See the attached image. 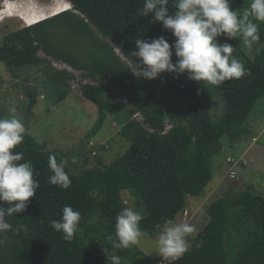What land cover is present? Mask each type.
Returning a JSON list of instances; mask_svg holds the SVG:
<instances>
[{
    "label": "trees",
    "instance_id": "obj_1",
    "mask_svg": "<svg viewBox=\"0 0 264 264\" xmlns=\"http://www.w3.org/2000/svg\"><path fill=\"white\" fill-rule=\"evenodd\" d=\"M71 1L79 13L67 11L4 36L0 40V60L16 70L21 65L40 63L39 50L43 49L57 60L85 70L88 77L99 82L84 86L86 97L99 112L88 138L101 129L108 114H119L120 134L131 144L125 154L109 164L99 157L101 166L79 172L67 165L72 183L62 189L48 183V157L54 154L59 161L63 155L46 151L26 131L16 151L24 152V160L32 161L40 187L29 198L25 211L7 217L19 232L0 236L5 241L0 245V264H106L104 249L111 247L107 237L114 234L116 216L127 207L123 191L131 192L138 204L140 200L144 204L148 213L140 228L155 236L166 219L176 220L189 196L203 194L212 180L215 159L225 152L227 142L223 139H232L231 146L239 144V137L249 132L244 124L264 96V22L259 23L260 41L254 48L259 47L260 52L254 57L243 53L239 38L227 41L244 55L241 62L249 74L214 86L191 80L186 73L165 72L159 76L166 79L165 85L158 90L148 79H135L128 62H138L129 55L135 50L137 38L150 41L164 36L170 44L175 39L151 17L142 19L138 9L144 0ZM249 3L231 0L237 12ZM112 30L118 32L113 40L123 56L101 36ZM62 35L65 38H60ZM218 41L222 44L225 38L219 37ZM112 80L123 85L122 98L139 102V107L124 108L118 101L105 98L104 90ZM210 91L220 94L224 104L219 119L204 101ZM30 95L32 108L37 99ZM138 112L140 119L125 120L128 113ZM101 148L106 149L104 145ZM84 153L80 149L78 157ZM65 205L81 214L78 231L71 240H65L50 225V221L61 219ZM3 206L7 204L0 202ZM207 214V224L193 238L188 251L172 264H264V195L256 192L253 184L221 196L209 205ZM93 218L106 222L105 232L94 234L100 227L91 224ZM115 251L123 262L130 257L131 248Z\"/></svg>",
    "mask_w": 264,
    "mask_h": 264
},
{
    "label": "clouds",
    "instance_id": "obj_2",
    "mask_svg": "<svg viewBox=\"0 0 264 264\" xmlns=\"http://www.w3.org/2000/svg\"><path fill=\"white\" fill-rule=\"evenodd\" d=\"M63 1L71 7L66 6L62 11L49 17L43 16L31 24L27 22V27L67 11L78 12L71 0ZM6 2V5L10 3L18 5L17 0H6ZM60 2L62 1L59 0ZM44 5L45 8L59 6ZM4 9H8L10 15L13 14L11 9L1 2L0 11ZM138 11L144 17H151L153 23H160L164 30L170 31L175 37L171 44L164 36L150 41L136 39L135 50L129 55L137 58L138 76L141 78L155 79L165 72L176 75L186 73L191 80L206 81L211 85L219 86L225 81L239 80L249 74L240 59L233 55L236 47L228 43V40L239 38L249 52L253 50L256 53L260 52V48L254 49V46L260 41L259 23L264 22V0H250L248 7L242 12L233 9L231 0H144L143 7ZM19 15L26 20L25 16ZM222 36L225 42L221 44L218 38ZM114 48L123 56L117 47ZM173 56L176 57L175 62ZM56 67L63 81L67 76L75 78L76 68L69 63L55 62L54 68ZM78 80L85 83L83 90L85 85L95 84L87 83L86 78ZM29 86L33 91L31 94L40 97L34 91L33 85ZM63 87L62 84L60 88ZM41 96L43 100L46 99L45 95ZM64 98L65 93L61 100ZM17 112L18 109L13 104L9 107L7 115L0 117V202L7 204V207H0V236L10 231L18 234L19 228L9 223L7 217L25 211L29 198L34 197L40 187L39 181L35 178L32 161L24 160V152L16 151L17 146L24 141L27 131ZM169 127L170 125L167 128ZM234 158L232 162L228 157L230 164L236 163ZM70 160L72 164L78 162L76 157H71ZM68 163V159L62 158L57 161L54 154L50 155L48 168L51 175L48 177V183L68 189L72 183L66 172ZM240 165L242 164L237 162L234 165L235 169ZM232 171L236 172L231 170V175ZM142 219L141 213L133 207H124L116 216L114 234L107 237L111 242L110 250L104 249L106 264H121V257L115 250L129 249L140 242L143 236L140 228ZM80 221V212L74 210L71 205H65L62 208L61 219L50 221V225L55 231L62 233L65 240H71L78 231ZM195 231L194 225L177 223L171 218L166 219L156 240L157 253L164 259L173 261L179 259L188 251V238ZM4 242V239H0V245Z\"/></svg>",
    "mask_w": 264,
    "mask_h": 264
},
{
    "label": "rangeland",
    "instance_id": "obj_3",
    "mask_svg": "<svg viewBox=\"0 0 264 264\" xmlns=\"http://www.w3.org/2000/svg\"><path fill=\"white\" fill-rule=\"evenodd\" d=\"M61 1L59 3V0H17L18 5L12 3L6 5V0H0V3L2 2L13 12L10 15L8 9H4L3 14L2 10L0 11V40L12 31L27 27V22L31 24L43 16H52L66 6L69 8V5H66L63 0ZM66 2L68 3V1ZM43 3L48 6L57 4L59 6H57L58 8H45ZM19 14L25 16L26 20L19 17ZM142 19L145 20V17L143 16ZM117 34L116 30H112L101 33V36L115 47L113 39ZM66 35L70 34L66 33ZM60 38H65V36L62 35ZM71 39L74 40L75 36L73 35ZM242 51L249 57H254L256 52L255 50L249 52L244 45ZM79 53L84 52L79 51ZM39 55L42 58L40 63L34 66L21 65L16 70L10 69L3 60H0V107L4 116L8 114L9 107L15 104L18 109L17 115L24 122L28 133L42 144L46 151H55L63 155V159H68V166L76 172L85 168L101 166L99 157L109 164L125 154L131 143L120 134L122 124L117 119L119 114H108L101 129L93 131L94 134L88 138L89 132L97 124L98 106L86 98L85 90H83L85 83L78 79L86 78L87 83L99 84V82H92L86 71L79 69H76V79L69 76L63 81L58 74V67L54 68V63L64 61L57 60L43 49L39 50ZM233 55L237 56L240 61L244 59V55L237 49ZM175 59L176 57L173 56V62ZM128 62L133 71V77L140 79L137 62ZM148 80L158 90L162 89L166 82V79L159 76ZM62 84L63 89L60 88ZM29 85H33L34 91L40 96L36 97L37 102L32 108L30 107L32 90ZM122 89L124 90L123 85L112 80L104 90V97L118 101L124 108L139 107V102L122 98L124 95ZM63 93L67 99L61 100ZM41 95H45L46 99L43 100ZM10 96L13 97V100L8 104ZM219 97L220 94L211 91L204 96L206 106L216 119H219L224 113V104ZM125 113L121 112L122 115ZM133 117L140 119L141 113H128L125 120ZM244 125L247 126L249 132L247 135L239 137L238 145L231 146L229 144L234 142L232 139H223L227 142L225 152L222 153L223 157L221 155L215 159L212 180L203 194L198 197L189 196L185 209L176 216L177 223H189L196 228V231L188 238L189 247L192 245L193 238L207 224L209 220L207 208L212 202L237 188H245L248 184H253L256 192L264 195V96L258 100ZM101 145H104L106 149H102ZM80 149H84L85 153L78 157ZM227 156L232 162L235 157V164L238 162L246 165L243 168L239 166V169L238 167L235 169V164H230L228 158L226 159ZM71 157H76L78 162L72 164ZM86 159H88L87 162H85ZM231 170H236V172L232 171L231 175ZM122 196L127 207H133L143 217L147 215L148 211L144 204L141 200L138 204L136 197L131 192L123 191ZM103 221L101 218L92 219L91 224L96 228L100 227V230L94 234H101L103 230L105 232L106 222ZM100 223H102L101 226ZM160 231L155 236L142 231L143 236L140 242L131 247L130 257L121 261V264H172L173 260L164 259L157 253L156 240ZM100 243L102 244L103 241L101 240Z\"/></svg>",
    "mask_w": 264,
    "mask_h": 264
},
{
    "label": "bare ground",
    "instance_id": "obj_4",
    "mask_svg": "<svg viewBox=\"0 0 264 264\" xmlns=\"http://www.w3.org/2000/svg\"><path fill=\"white\" fill-rule=\"evenodd\" d=\"M60 8H61V7H60ZM60 8H59V9H60ZM69 8H70V6H69ZM60 11H62V10H60ZM1 13L3 14V10H2V12H1ZM29 24H30V23H29Z\"/></svg>",
    "mask_w": 264,
    "mask_h": 264
},
{
    "label": "crops",
    "instance_id": "obj_5",
    "mask_svg": "<svg viewBox=\"0 0 264 264\" xmlns=\"http://www.w3.org/2000/svg\"><path fill=\"white\" fill-rule=\"evenodd\" d=\"M32 90V89H31ZM33 92V91H32ZM67 99V98H66ZM45 100V99H44ZM10 102H12V100H9Z\"/></svg>",
    "mask_w": 264,
    "mask_h": 264
}]
</instances>
